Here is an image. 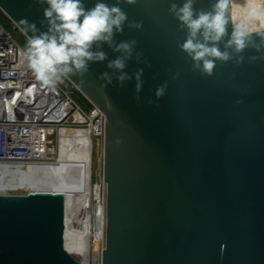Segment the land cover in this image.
<instances>
[{"label":"water","instance_id":"water-1","mask_svg":"<svg viewBox=\"0 0 264 264\" xmlns=\"http://www.w3.org/2000/svg\"><path fill=\"white\" fill-rule=\"evenodd\" d=\"M96 2L82 0L86 9ZM173 2L184 0H119L129 22H142L140 30L126 22L114 36L117 43L136 40L141 53L139 62L135 52L127 62L124 71L133 79L123 86L116 73L101 88V74L113 73L108 61L120 55L106 43L107 60L90 62L84 76L64 75L105 119L101 264H264V48H246L241 64L235 53L232 61H216L211 77L192 71L178 47L186 30L169 13ZM244 2H229L222 51L234 29L232 6ZM213 3L194 0V7L209 10ZM47 7L0 0L2 13L28 40L33 33L23 19L47 31ZM248 39L259 44L264 30ZM165 82L157 99L155 90ZM66 218L65 192H0V264H86L66 249Z\"/></svg>","mask_w":264,"mask_h":264},{"label":"clouds","instance_id":"clouds-1","mask_svg":"<svg viewBox=\"0 0 264 264\" xmlns=\"http://www.w3.org/2000/svg\"><path fill=\"white\" fill-rule=\"evenodd\" d=\"M36 2L48 5L43 12L48 25L47 31L40 32L35 23H29L24 18L22 23L27 25L33 35L22 55L42 85L52 86L68 74L84 76L89 71L90 62H103L108 59L107 53L101 49V45L105 43L120 55L108 61L106 67L112 69L113 73L101 74L100 79L105 81L101 88L111 84L116 73L119 74L115 75V79L121 86L133 79L124 69L127 62L133 59L137 41L122 40L117 43L114 36L123 33L126 22L129 28L137 30L142 29V22H129L127 14L118 6L119 0L114 6L98 0L91 9H86L82 0ZM123 2L134 5L136 0ZM229 2L230 0H215L209 10H197L194 0H184L182 5L175 2L170 4L169 13L177 19L179 28L186 30V39L178 47L191 59L192 71L211 77L216 61H232L235 53V63L241 64L244 58L240 54L246 48H255L258 52L264 48V40L259 44L250 41L247 30L237 27L224 42V50L220 49L219 45L227 35L226 10ZM94 46L96 50H93ZM140 57L141 53L135 52L137 62ZM255 59L256 57H250V60ZM133 75L136 81L135 91L139 94L143 85V69H138ZM166 89V82L156 88L157 99L165 94Z\"/></svg>","mask_w":264,"mask_h":264},{"label":"built area","instance_id":"built-area-1","mask_svg":"<svg viewBox=\"0 0 264 264\" xmlns=\"http://www.w3.org/2000/svg\"><path fill=\"white\" fill-rule=\"evenodd\" d=\"M25 50L0 25V165L29 166L57 163L62 133L88 132L90 140L104 138L105 119L92 106L85 111L69 91L70 82L62 78L44 86L28 67ZM105 198L97 205L104 208ZM92 264H101V252L92 251ZM95 242V241H94Z\"/></svg>","mask_w":264,"mask_h":264},{"label":"bare ground","instance_id":"bare-ground-1","mask_svg":"<svg viewBox=\"0 0 264 264\" xmlns=\"http://www.w3.org/2000/svg\"><path fill=\"white\" fill-rule=\"evenodd\" d=\"M232 17L233 21L240 17L243 20L254 18L264 28V0H246L244 6H232ZM68 139L77 141L69 144ZM91 147L92 141L88 132L76 134L64 132L61 137L60 157L57 163L0 166V192L2 193H6L3 191L4 189L16 190L18 188L28 189L30 192H65L67 197L66 249L72 255L81 258L86 264L88 263L89 238L91 236L89 207L92 192L90 183ZM95 214L92 238L94 237V241L98 242L102 239L104 226L97 236L100 228L98 209L95 210ZM78 232H82L84 237L79 236Z\"/></svg>","mask_w":264,"mask_h":264},{"label":"rangeland","instance_id":"rangeland-1","mask_svg":"<svg viewBox=\"0 0 264 264\" xmlns=\"http://www.w3.org/2000/svg\"><path fill=\"white\" fill-rule=\"evenodd\" d=\"M245 2H246V0H245ZM245 2L243 4L234 3V5L244 6ZM247 19L243 20L241 17H240V19L236 18L237 21L236 20L233 21L234 28L243 27L244 29L247 30V33L264 30L263 26L261 25V23L258 20L254 19V18H247ZM69 91L71 93H73V96H74L73 98H76V100L80 101V98L75 95L76 92L79 93V91L71 83H70ZM75 141H77V140H71V139L67 140V142L69 144L70 143L73 144V142L75 143ZM59 157H60V155H59ZM90 178H91L90 179V181H91L90 183H91V190H92L91 198H90V206H89L90 207V216H91V236L90 237H92V236H94V226H95L94 224H95V217H96V214H97V213L95 214V210L98 209L99 218H100V220H99L100 228H99L97 236H99V232L101 233V230L103 228V223H104V220H103V207H102L101 204L97 205V201L99 199L103 200L105 198V201H106V185H105V183L103 181V139H101V140H95V139L92 140V147H91V177ZM3 191L6 192L7 194H10V195H26V194H28L30 192V191H28V189L26 190L24 188H18L16 190L15 189H13V190H11V189H6L5 190L4 189ZM105 204H106V202H105ZM105 226H106V205H105ZM78 235L84 237V234L82 232H78ZM93 239H94V237H93ZM104 247H105L104 240L101 241V242H94L92 240V243H91L92 251L101 252ZM88 255L90 256V251H89ZM88 260H89V257H88ZM90 264H92V258H91Z\"/></svg>","mask_w":264,"mask_h":264},{"label":"trees","instance_id":"trees-1","mask_svg":"<svg viewBox=\"0 0 264 264\" xmlns=\"http://www.w3.org/2000/svg\"><path fill=\"white\" fill-rule=\"evenodd\" d=\"M0 25L9 33L12 34L13 38L17 41V43L24 49L26 50L28 47V42L29 40L21 33L17 27L2 13L0 10ZM80 98V101L76 100V102L85 110L89 111L92 109V105L84 99L78 92L75 94ZM74 97V96H73Z\"/></svg>","mask_w":264,"mask_h":264}]
</instances>
